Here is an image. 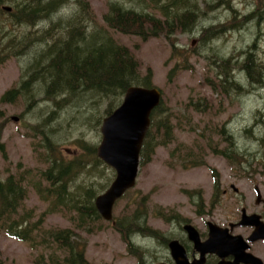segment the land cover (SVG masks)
I'll list each match as a JSON object with an SVG mask.
<instances>
[{"label": "rangeland", "instance_id": "374dc122", "mask_svg": "<svg viewBox=\"0 0 264 264\" xmlns=\"http://www.w3.org/2000/svg\"><path fill=\"white\" fill-rule=\"evenodd\" d=\"M205 1L199 0L203 14L191 32L177 33L172 40L163 35L143 40L140 36L107 27L103 15L108 9V0H88L95 15L90 29H108L118 43L129 47L140 61L143 76L151 69L153 84L161 89L173 124H179L180 117H191L189 124L183 121L184 125L176 128L173 144L156 146L152 158L140 164L136 186L114 208L116 224L133 215L137 205L141 204V210L146 209L144 229L154 233L156 229L165 232L169 229L165 216L171 218L173 210L192 217L190 210H194V205L187 194L204 192L209 196L218 176L222 179L233 176L234 171L227 161L231 159L212 150L205 155V165L182 167L170 155L171 149L178 144L192 145L196 142L201 147L210 145L218 150H233L238 156L235 160H264V75L262 84L253 83L242 68L244 54L253 43L264 67V0ZM124 3L127 7L134 6L126 0ZM5 7L11 11L7 8L9 4ZM77 9V0H67L51 18L36 25H10L9 37L16 36V33L22 34L14 38L16 40L30 33L34 36L20 44L28 46L25 47L28 49L26 52L24 49L22 54H16L15 47L8 59L0 57V145H4L3 149L0 148V178L6 180L10 175L24 177L25 200L18 216H22L24 211L30 212L32 222L37 223L45 233L71 229L73 240L79 246L83 244L85 257L92 264H141L140 259L142 264H156L158 244L152 234L133 231L132 247L140 252V258L129 250V244L112 222L103 218L99 227L96 225L92 232H87L76 227V211L66 205L45 201L41 196L45 192L52 195L48 191L51 183L44 176L49 167L54 164L55 167L57 161L71 160L85 152L80 146L82 142L98 147L102 139V124L95 126L94 113L98 110L103 113L110 98L103 102V98L87 91L47 98L38 89L33 104L28 95L13 102L2 101L6 92L29 79L28 68L37 54L44 50L45 41L40 39V35L51 22L61 17L69 18ZM251 13V19L245 21ZM4 18L7 17L0 14V33L5 31ZM211 27H217L219 34L208 42L201 35ZM3 35L0 34V40L5 44L0 45V56L6 52L9 43L2 39ZM228 59L233 66L229 65L228 69L241 88L232 85L229 92L220 93L207 84L206 78L221 80ZM175 66L179 68L177 75L169 80V71ZM124 96L114 105L122 103ZM96 100L99 104L94 103ZM199 100L205 105L204 110L195 111L194 104ZM222 127H225L226 134L220 135ZM199 135L206 136V139L197 142ZM47 137L55 144L53 151H49ZM99 169L101 172L90 167L81 168L71 184L82 188L78 191L94 189L99 194L103 193L109 187L102 188L103 185L109 178H112L111 184L116 173L108 165H101ZM81 194L82 201H85L84 193ZM52 199L56 200V196L52 195ZM228 201L225 207H229ZM41 251L0 232V264H39ZM51 257L55 259L56 254L45 248L42 261Z\"/></svg>", "mask_w": 264, "mask_h": 264}, {"label": "trees", "instance_id": "16d2710c", "mask_svg": "<svg viewBox=\"0 0 264 264\" xmlns=\"http://www.w3.org/2000/svg\"><path fill=\"white\" fill-rule=\"evenodd\" d=\"M124 1L108 0V9L103 15L104 23L109 29L137 35L143 40L161 35L172 40V37L177 33H189L197 26L199 17L203 14L199 0H126L132 2L133 7H127ZM66 2L67 0H0V14L7 17L2 21L5 31L0 34H4L1 36L4 41H9L6 52H3L0 57L8 59L15 47H17L16 54H22L25 47L28 46L20 44L24 40L33 39L34 36L33 33H30L16 40L14 38H19L22 35L16 33V36L9 37L8 34L12 30L10 25H36L42 20L51 18ZM77 3L78 9L75 13L69 18L61 17L59 20L51 22L44 33L40 35V39L45 41L44 50L37 54L35 61L28 68L27 77L29 79L6 92L2 101L13 102L28 95L27 97L33 104L38 89L42 90L47 98H55L63 94L74 95L84 91L91 92L93 95L103 98V102L106 98H110L103 113L99 110L94 113L96 126L102 124L104 117L110 115L121 104L114 105L120 97L124 96L129 87L133 85L154 87L155 85L152 81L151 69L143 76L140 61L129 47L118 43L108 29L104 31L103 29H90L95 15L92 14L88 0H77ZM7 4L11 11L6 9ZM245 21H248L247 17H245ZM218 34V28L211 27L210 30L206 29L203 32L201 38L208 41L210 38H217ZM3 44L5 43L0 40V45L3 46ZM11 44H14L13 47L10 46ZM255 46L253 43L244 54L245 60L242 68L246 71L248 80L262 84L264 67L257 57ZM27 50L25 49V52ZM173 54H176L175 51ZM229 65L231 68L233 67L230 64V59L226 60L224 64L222 71L224 76L221 77V80L218 81L216 78L214 81L209 77L206 78L207 84L220 93L229 92L232 85L241 88V85L231 74V70L228 69ZM222 66L220 64V68ZM178 69L175 66L169 71V80L177 75ZM94 103L99 104V101L96 100ZM57 104L59 105V103ZM165 106L162 97L160 104L151 114V125L141 149L140 164H144L152 158L156 146L173 144L176 138V128L180 129L184 125H182L183 121L187 124L191 121L190 116H183L179 118V124L175 126L171 121L169 109ZM204 107L201 100L194 104L195 111L204 110ZM36 131L44 133L43 130L36 129ZM219 132L220 135L226 134L225 127L220 128ZM46 139L49 142L47 145L49 151H53L56 148L55 144L48 137ZM205 139L206 136L199 135V140L196 141L202 142ZM80 146L85 152L71 160L57 161L55 167L54 164L45 172L46 180L51 183L48 191L56 196V200H51L52 195L46 192L41 193V196L45 201L55 202L56 205H66L76 211L78 214L74 219L76 227L92 232L103 219L95 205V198L99 194L98 190L78 191L80 187L72 185L71 181L75 179L81 168L90 167L101 172L99 167L107 166V164L99 158L97 146L83 142ZM0 148L3 149L4 145L1 144ZM209 150L231 160L238 158L237 152L233 150H218L216 146L210 145L201 147L196 142H193L192 145L178 144L171 149L170 155L182 167L190 168L205 165V155ZM111 180L112 178H109L102 188L108 187ZM24 181V177L16 178L13 175H10L6 180L0 178V232L19 241L27 242L32 248H40L42 256L38 261L39 264H92L85 257L83 244L79 246L73 240L74 233L71 229L45 233L37 223L32 222L30 212L24 211L22 216H18L25 200ZM81 193H84L85 201H82ZM145 216L146 209L141 210V204H138L133 215H128L118 221L115 226L129 244V250L138 256H141L140 252L132 247L133 231L134 233L143 232L154 235V231L143 227ZM165 218L167 219L169 216H165ZM45 248L56 254L55 259L51 257L49 260L42 261ZM140 263L142 264V259H140Z\"/></svg>", "mask_w": 264, "mask_h": 264}, {"label": "flooded vegetation", "instance_id": "af4514ba", "mask_svg": "<svg viewBox=\"0 0 264 264\" xmlns=\"http://www.w3.org/2000/svg\"><path fill=\"white\" fill-rule=\"evenodd\" d=\"M227 161L233 176H218L209 196L187 194L192 217L173 210L165 219L169 229L151 235L158 244L156 264H264V160ZM209 240L218 246L204 245Z\"/></svg>", "mask_w": 264, "mask_h": 264}, {"label": "water", "instance_id": "95a60500", "mask_svg": "<svg viewBox=\"0 0 264 264\" xmlns=\"http://www.w3.org/2000/svg\"><path fill=\"white\" fill-rule=\"evenodd\" d=\"M161 98L162 91L158 87L133 85L127 89L122 103L103 119L102 139L97 153L101 160L115 170L116 175L109 187L96 197L95 205L107 221L114 222L116 202L136 186L141 149L151 125V114L160 104ZM187 229L197 233L192 225H188ZM208 244L218 246L212 240L204 245Z\"/></svg>", "mask_w": 264, "mask_h": 264}, {"label": "bare ground", "instance_id": "6f19581e", "mask_svg": "<svg viewBox=\"0 0 264 264\" xmlns=\"http://www.w3.org/2000/svg\"><path fill=\"white\" fill-rule=\"evenodd\" d=\"M227 1H228V0H227ZM230 2H231V1H230ZM227 3H228V2H227ZM76 139H77V138H76ZM85 141H86V140H85ZM59 143H60V142H59ZM144 219H145V218H144ZM144 219H143V220H144Z\"/></svg>", "mask_w": 264, "mask_h": 264}]
</instances>
